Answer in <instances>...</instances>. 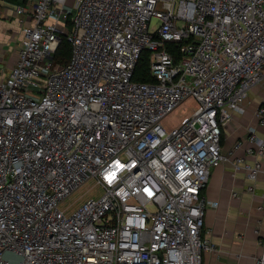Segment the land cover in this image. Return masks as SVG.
<instances>
[{"label": "built area", "instance_id": "obj_1", "mask_svg": "<svg viewBox=\"0 0 264 264\" xmlns=\"http://www.w3.org/2000/svg\"><path fill=\"white\" fill-rule=\"evenodd\" d=\"M15 10L25 16L17 61L0 69V264H11L9 250L20 264H204L212 169L243 148L235 170L264 172L256 126L229 153L222 145L264 80V0H33ZM64 37L72 52L60 63ZM145 51L150 79L137 80ZM190 96L197 106L167 126ZM257 117L264 124V106Z\"/></svg>", "mask_w": 264, "mask_h": 264}, {"label": "crops", "instance_id": "obj_2", "mask_svg": "<svg viewBox=\"0 0 264 264\" xmlns=\"http://www.w3.org/2000/svg\"><path fill=\"white\" fill-rule=\"evenodd\" d=\"M31 5L33 0L12 3L0 0V61L8 75L16 64V44L21 39L22 17L15 5ZM264 106V80L255 85L243 102V109L236 111L223 129L222 145L229 153L235 142L244 139L251 126H256L264 136V124L259 122L257 110ZM243 148L230 154L212 169L203 193L211 201L205 210L203 234L209 237L214 248L202 252L204 264H255L262 252L260 238H264V211L258 208L264 195V172L257 179L248 178L244 170H235L234 159L244 155ZM254 187V191L249 189ZM234 191L238 194L234 195ZM217 202V205H213Z\"/></svg>", "mask_w": 264, "mask_h": 264}, {"label": "rangeland", "instance_id": "obj_3", "mask_svg": "<svg viewBox=\"0 0 264 264\" xmlns=\"http://www.w3.org/2000/svg\"><path fill=\"white\" fill-rule=\"evenodd\" d=\"M161 23V19L157 16H153L151 20V29H155ZM3 65V62L0 61V66ZM197 106L196 100L193 96L186 98L180 103L175 109L170 111L164 118L163 122L169 126L174 127L178 126L183 119L190 115L193 109ZM6 258L10 261L11 264H20L22 261V255L16 251L9 250L6 252Z\"/></svg>", "mask_w": 264, "mask_h": 264}, {"label": "trees", "instance_id": "obj_4", "mask_svg": "<svg viewBox=\"0 0 264 264\" xmlns=\"http://www.w3.org/2000/svg\"><path fill=\"white\" fill-rule=\"evenodd\" d=\"M12 3H17L20 0H8ZM68 24H71V19H68ZM167 47L172 50L177 57H179V44L173 41L167 42ZM71 44L66 37L62 40V43L55 54V58L60 63H66L71 57ZM149 51H145L141 57L135 72V79L137 80H148L150 79V62H149Z\"/></svg>", "mask_w": 264, "mask_h": 264}, {"label": "bare ground", "instance_id": "obj_5", "mask_svg": "<svg viewBox=\"0 0 264 264\" xmlns=\"http://www.w3.org/2000/svg\"><path fill=\"white\" fill-rule=\"evenodd\" d=\"M223 135V134H222Z\"/></svg>", "mask_w": 264, "mask_h": 264}]
</instances>
